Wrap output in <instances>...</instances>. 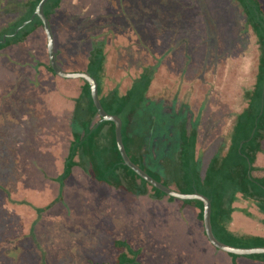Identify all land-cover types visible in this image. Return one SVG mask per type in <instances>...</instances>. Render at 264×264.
I'll return each instance as SVG.
<instances>
[{
    "label": "rangeland",
    "instance_id": "1",
    "mask_svg": "<svg viewBox=\"0 0 264 264\" xmlns=\"http://www.w3.org/2000/svg\"><path fill=\"white\" fill-rule=\"evenodd\" d=\"M26 1L0 0V33L24 15ZM50 27L65 72L87 73L99 47L106 62L114 52L131 54L139 47L136 56L145 60L155 53V66L170 71L167 91L180 95L176 105H190L187 128L197 126L203 170L219 149L226 153L258 55L257 38L236 0H62ZM210 39L215 43L209 52ZM48 60L42 27L0 50V264H110L119 254L117 241L139 250L142 264H264L207 250L203 222L194 221L182 200L135 196L79 166L61 189L57 178L83 81L52 75ZM110 73L106 66L105 86ZM159 125L157 134L166 133L168 125ZM255 166L254 174L264 176V140ZM234 204L237 221L230 230L264 236L258 202L239 195Z\"/></svg>",
    "mask_w": 264,
    "mask_h": 264
},
{
    "label": "trees",
    "instance_id": "2",
    "mask_svg": "<svg viewBox=\"0 0 264 264\" xmlns=\"http://www.w3.org/2000/svg\"><path fill=\"white\" fill-rule=\"evenodd\" d=\"M40 1L27 0L21 3L26 11L19 20L0 33V50L22 42L39 27L43 28L39 17L21 27L31 19ZM236 1L244 13L247 25L257 38L258 55L256 54V63L252 67L254 73L250 74L252 77L248 80L250 85L244 87V93L239 98L241 108L238 107L239 111H236L235 127L233 126L227 151L221 156L219 149L204 170L203 159L197 149V126L191 130L187 128L190 105H176L180 95L175 90L167 91L170 88L166 87L170 71L163 70L165 67L162 69L159 65L155 66V53H148L150 56L145 60L142 56H136L143 50L139 47L134 48L131 54L125 51L114 52L106 62L104 51L99 47L91 52L86 70L98 82L99 99L104 110L121 118L122 140L132 162L165 186L173 184L181 193L199 192L207 196L212 203L213 233L222 243L243 248L262 247L264 236L237 235L228 228L235 211L234 203L239 195L256 200L264 213V176L254 174L257 170V154L261 151L264 140V12L259 0ZM61 5L62 0H49L45 4L44 12L49 22ZM18 28L17 34L12 36ZM4 35H7L5 43L2 42ZM209 42L210 52L215 42L212 39ZM44 65L49 73L58 77L49 60ZM106 66L113 73L106 75L107 86L103 84ZM82 81L71 117L72 139L63 172L57 178L60 188H63L65 181L71 176L73 168L79 166L96 181L123 189L129 194L149 195L156 200L168 197L169 201H174V197L149 185L124 164L116 143L114 123L100 121L90 86L85 80ZM173 94H176L174 99H166L167 95ZM173 102L176 107L171 108ZM159 123L168 125L165 126L167 132L162 135L157 134ZM161 131H164V126ZM182 204L198 208V219L202 221L201 201L184 200ZM206 240L208 241L207 237ZM116 243L119 254L110 264H142L137 259L140 256L139 250L132 249L125 241ZM20 256L23 261H30L28 255ZM246 257L264 262V254ZM2 263L9 264L4 261ZM42 264H45L43 259Z\"/></svg>",
    "mask_w": 264,
    "mask_h": 264
},
{
    "label": "water",
    "instance_id": "3",
    "mask_svg": "<svg viewBox=\"0 0 264 264\" xmlns=\"http://www.w3.org/2000/svg\"><path fill=\"white\" fill-rule=\"evenodd\" d=\"M49 0H41L31 19L29 21H32L35 17H39L42 21L43 24V29L46 34L47 38V52L49 56V62L50 65L53 69V71L56 73V75L62 77V78H67V79H83L85 80L89 86H90V92H91V97L93 100V103L97 109L98 116L100 117V121H110L114 123L115 126V135H116V143L119 149V152L122 156L123 162L125 165H127L129 168H131L137 175H139L142 179H144L149 185L161 190L164 192L166 195L174 197L179 200H198L203 203V227H204V232L205 236L207 237L208 241L216 248L221 251H224L228 254H234L237 256H249V255H257V254H264V246L262 247H248V248H243V247H234L231 245H227L225 243H222L219 241L212 229V224H211V213H212V203L211 200L199 193V192H194L191 194L188 193H181L179 191H175L171 189L170 187L165 186L162 182L157 181L153 177H151L148 173H146L142 168H140L138 165H136L130 157L128 156L125 146L123 144L122 140V120L118 115H112L107 113L99 99V86L97 80L91 76L90 74L86 72H78V73H70V72H65L62 70V68L59 66L56 53H55V48H54V37L53 33L50 27V22L48 18L45 15L44 12V6ZM28 22V21H27ZM19 30V29H18ZM17 30V31H18ZM4 40H6L7 35H4ZM3 41V40H2Z\"/></svg>",
    "mask_w": 264,
    "mask_h": 264
},
{
    "label": "crops",
    "instance_id": "4",
    "mask_svg": "<svg viewBox=\"0 0 264 264\" xmlns=\"http://www.w3.org/2000/svg\"><path fill=\"white\" fill-rule=\"evenodd\" d=\"M234 207H235V204H234ZM188 208H189L188 211L191 212V214L194 215V217H193V218H194V221H195V222L199 221V219H198L199 209H198V208H194V207H192V206H188ZM235 210H237V209L235 208ZM233 215H234V216H233V219L231 220V222L236 220V219H235L236 214L233 213ZM236 221H237V220H236ZM263 221H264V220H263ZM237 226H242L241 222L238 223ZM228 228H229V226H228ZM189 230H190V229H187V228H186V231H189ZM202 230H203L202 232H203V234H204L203 236H204L205 240L203 241V240H202L203 237L201 236V240H202V241H201V242H202L201 244L204 245V246H206V247H207L206 249H207V250L210 249V252H212V249L214 248V246L206 240L204 229H202ZM229 230H230V228H229ZM230 231L234 232L232 229H231ZM234 233L237 234V235H247V236H251V235H249L250 233H249V234H243V233L238 234V233H236V232H234ZM259 236H260V235H259ZM210 246L213 247V248L211 249Z\"/></svg>",
    "mask_w": 264,
    "mask_h": 264
}]
</instances>
